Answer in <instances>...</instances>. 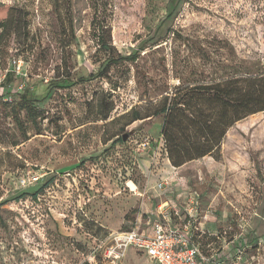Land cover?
Instances as JSON below:
<instances>
[{
    "label": "rangeland",
    "instance_id": "rangeland-1",
    "mask_svg": "<svg viewBox=\"0 0 264 264\" xmlns=\"http://www.w3.org/2000/svg\"><path fill=\"white\" fill-rule=\"evenodd\" d=\"M0 70V264H89L100 235L163 216L204 253L242 234L264 264V113L227 132L225 160L175 170L147 118L177 87L264 71V0H0ZM134 252L121 264H154Z\"/></svg>",
    "mask_w": 264,
    "mask_h": 264
},
{
    "label": "trees",
    "instance_id": "trees-1",
    "mask_svg": "<svg viewBox=\"0 0 264 264\" xmlns=\"http://www.w3.org/2000/svg\"><path fill=\"white\" fill-rule=\"evenodd\" d=\"M133 59L118 58L113 63ZM103 76V69H100L92 78ZM19 97L21 104L13 106V110L22 107L29 115L35 113L27 95L24 93ZM259 113H264V71L177 87L162 96L153 114L147 118L163 116L159 133L161 151L169 165L179 169L206 157L219 161L227 132ZM119 141L124 143L122 136ZM38 194L39 191L31 194L30 200L35 202ZM212 237L215 242L219 236ZM192 241L201 248L194 236Z\"/></svg>",
    "mask_w": 264,
    "mask_h": 264
},
{
    "label": "built area",
    "instance_id": "built-area-1",
    "mask_svg": "<svg viewBox=\"0 0 264 264\" xmlns=\"http://www.w3.org/2000/svg\"><path fill=\"white\" fill-rule=\"evenodd\" d=\"M9 63L12 69L10 71L21 75L22 62L12 59ZM8 73L0 70V88L4 86ZM21 92H24L22 86L18 88V93ZM163 186L164 183L161 182L156 188L161 190ZM198 198V194H193L187 206L189 220L194 217ZM189 232L188 224L179 228L172 224L169 216H163V222L154 224L148 233L136 230L110 231L105 236L100 235L95 247L90 250L87 261L89 264H96L98 257L102 264H120L128 250L133 249L154 264H243L246 244V247H237L225 255H221L218 249L204 253L193 243Z\"/></svg>",
    "mask_w": 264,
    "mask_h": 264
},
{
    "label": "crops",
    "instance_id": "crops-1",
    "mask_svg": "<svg viewBox=\"0 0 264 264\" xmlns=\"http://www.w3.org/2000/svg\"><path fill=\"white\" fill-rule=\"evenodd\" d=\"M222 154H223V156H222V158H223V160H225V157H224V151H223V147H222ZM204 159H208V157H206V158H204ZM166 161V163L169 165V163H168V161L167 160H165ZM170 166V165H169ZM173 170H175V169H173ZM198 205V204H197ZM187 210V209H186ZM199 231V230H198ZM201 231V230H200ZM145 233H148V232H145ZM189 234L191 235V236H193L190 232H189ZM211 236H219L218 238H217V240H216V242H213V243H217V245H218V250H219V253L221 254V255H225V254H227V253H229V252H232L233 250H235V248H237V247H243V246H245V244L247 245V247H246V251H245V257H244V261H243V264H250L249 263V260H248V257H250V260H252V259H254V257L253 256H251V255H249V248L251 247L247 242H245V240H244V238H243V235L242 234H240V235H238V236H234V237H232V238H229V239H227L226 238V235H225V233H223V234H217L215 231L211 234ZM208 247H211V243L209 244V246ZM211 250H217L216 248H211L210 249V251ZM134 254L135 255H141V254H138L136 251L134 252ZM126 256H127V254H126ZM126 256H125V258H126ZM124 258V259H125ZM123 259V260H124ZM122 260V261H123ZM122 263V262H121ZM120 263V264H121Z\"/></svg>",
    "mask_w": 264,
    "mask_h": 264
},
{
    "label": "water",
    "instance_id": "water-1",
    "mask_svg": "<svg viewBox=\"0 0 264 264\" xmlns=\"http://www.w3.org/2000/svg\"><path fill=\"white\" fill-rule=\"evenodd\" d=\"M133 133V131L128 132L127 134L122 135V140L125 142L127 138Z\"/></svg>",
    "mask_w": 264,
    "mask_h": 264
}]
</instances>
